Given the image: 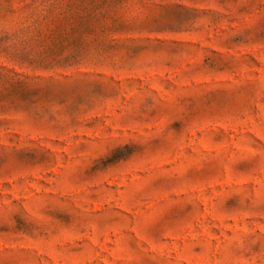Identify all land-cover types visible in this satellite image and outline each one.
I'll use <instances>...</instances> for the list:
<instances>
[{"label":"rangeland","instance_id":"374dc122","mask_svg":"<svg viewBox=\"0 0 264 264\" xmlns=\"http://www.w3.org/2000/svg\"><path fill=\"white\" fill-rule=\"evenodd\" d=\"M0 264H264V0H0Z\"/></svg>","mask_w":264,"mask_h":264}]
</instances>
